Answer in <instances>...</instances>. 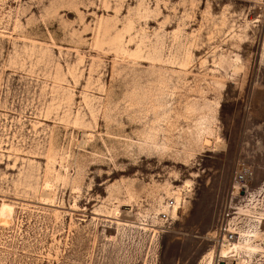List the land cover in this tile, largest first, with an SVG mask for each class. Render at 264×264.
Returning <instances> with one entry per match:
<instances>
[{"label":"rangeland","instance_id":"rangeland-1","mask_svg":"<svg viewBox=\"0 0 264 264\" xmlns=\"http://www.w3.org/2000/svg\"><path fill=\"white\" fill-rule=\"evenodd\" d=\"M229 262L264 264V0H0V264Z\"/></svg>","mask_w":264,"mask_h":264},{"label":"built area","instance_id":"built-area-1","mask_svg":"<svg viewBox=\"0 0 264 264\" xmlns=\"http://www.w3.org/2000/svg\"><path fill=\"white\" fill-rule=\"evenodd\" d=\"M248 175H249L248 167L236 166L234 168L232 175V180L235 183V185H233V187L235 188L234 190H237V192H239V191H243L246 188ZM174 203H175V199L172 197H169L165 200L166 208L173 207ZM160 215L162 216L163 219H166L169 214L167 210H164L160 212ZM223 233L226 232L223 230ZM227 236L231 237L232 235L228 233Z\"/></svg>","mask_w":264,"mask_h":264},{"label":"bare ground","instance_id":"bare-ground-1","mask_svg":"<svg viewBox=\"0 0 264 264\" xmlns=\"http://www.w3.org/2000/svg\"><path fill=\"white\" fill-rule=\"evenodd\" d=\"M206 142H208V140H206ZM239 193H242V191L241 192H239ZM175 199H176V197H175ZM177 200V199H176ZM176 206L177 205H175L174 204V206L172 207V212H174V210H175V208H176ZM233 238V237H232ZM223 239H225V238H223ZM222 239V240H223ZM221 240V241H222ZM230 245H234L235 246V244L232 242H230V241H228L227 239H225V240H223V244L221 245V248H222V252L226 255V253H227V249L230 247ZM233 246V247H234ZM250 248V247H249ZM226 257H227V255H226ZM231 258V257H230ZM229 260H231V259H229ZM228 264H231V262H229Z\"/></svg>","mask_w":264,"mask_h":264}]
</instances>
